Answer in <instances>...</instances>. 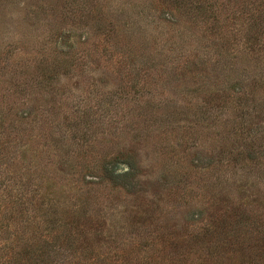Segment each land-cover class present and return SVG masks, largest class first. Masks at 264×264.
<instances>
[{"label": "rangeland", "instance_id": "374dc122", "mask_svg": "<svg viewBox=\"0 0 264 264\" xmlns=\"http://www.w3.org/2000/svg\"><path fill=\"white\" fill-rule=\"evenodd\" d=\"M5 208V264H264V0H0Z\"/></svg>", "mask_w": 264, "mask_h": 264}, {"label": "trees", "instance_id": "16d2710c", "mask_svg": "<svg viewBox=\"0 0 264 264\" xmlns=\"http://www.w3.org/2000/svg\"><path fill=\"white\" fill-rule=\"evenodd\" d=\"M13 215L12 211H8V209H2L0 210V217L1 219L5 215ZM6 216V217H7ZM8 222L6 224L0 225V235L3 233L2 236H0V264H5L7 262H10L11 260L13 262L25 260L28 258L31 254H34L38 252L39 250L35 249L37 247V243L33 242V245H30V241L26 238V233L23 230V228L31 222V226L34 225V229H38L39 224H34V220H28L27 224H21V221L19 220V225H17L16 221H13V217H7ZM12 220V221H9ZM35 233V232H34ZM36 234V233H35ZM32 238H35V235L33 232L29 234L28 236Z\"/></svg>", "mask_w": 264, "mask_h": 264}]
</instances>
